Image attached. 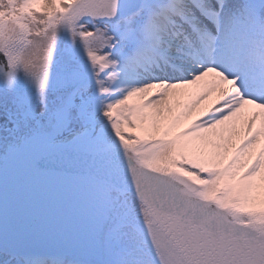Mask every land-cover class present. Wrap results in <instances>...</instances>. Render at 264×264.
<instances>
[{
	"label": "snow or ice",
	"instance_id": "obj_1",
	"mask_svg": "<svg viewBox=\"0 0 264 264\" xmlns=\"http://www.w3.org/2000/svg\"><path fill=\"white\" fill-rule=\"evenodd\" d=\"M0 264H264V0H0Z\"/></svg>",
	"mask_w": 264,
	"mask_h": 264
}]
</instances>
